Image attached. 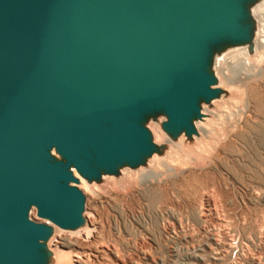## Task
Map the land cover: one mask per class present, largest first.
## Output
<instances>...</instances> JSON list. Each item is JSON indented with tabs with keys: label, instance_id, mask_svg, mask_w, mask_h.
Masks as SVG:
<instances>
[{
	"label": "water",
	"instance_id": "water-1",
	"mask_svg": "<svg viewBox=\"0 0 264 264\" xmlns=\"http://www.w3.org/2000/svg\"><path fill=\"white\" fill-rule=\"evenodd\" d=\"M263 2L0 0V264H53L57 228L86 225L80 177L165 154L153 122L193 140L225 93L216 59L253 53Z\"/></svg>",
	"mask_w": 264,
	"mask_h": 264
},
{
	"label": "rangeland",
	"instance_id": "rangeland-1",
	"mask_svg": "<svg viewBox=\"0 0 264 264\" xmlns=\"http://www.w3.org/2000/svg\"><path fill=\"white\" fill-rule=\"evenodd\" d=\"M259 73H242L229 86L246 95L249 105L211 158L199 164L188 158L176 162L185 165L178 174L177 168L155 178L133 176L134 183L125 186L92 183L91 189L84 179L94 233L57 228L54 245L78 256L74 264H264V73ZM208 198L220 220L208 211L214 207ZM32 216L44 221L36 212Z\"/></svg>",
	"mask_w": 264,
	"mask_h": 264
},
{
	"label": "bare ground",
	"instance_id": "bare-ground-1",
	"mask_svg": "<svg viewBox=\"0 0 264 264\" xmlns=\"http://www.w3.org/2000/svg\"><path fill=\"white\" fill-rule=\"evenodd\" d=\"M254 15L258 21V29L254 39L253 53L249 52L247 46L238 47L227 51L221 57L216 59L215 69L219 79L218 87L222 88L225 93L221 98L214 100L211 106H207L204 109L203 119L196 123L199 134L195 135L193 140H188L183 135L177 141H174L169 139L162 131L160 123L153 122L151 124V129L154 133L155 141L159 144H167L165 154L154 155L145 167H141L137 170L123 169L121 176L117 178V181H113L110 176H105L104 182L102 183L104 188L132 184L134 183V181H132L133 176H142L140 180H144L163 175L165 172L167 174V170H176L177 168L178 170L176 173L178 174L185 166L179 163H187L188 161L186 162V160H188V158L197 164H199L200 161L211 158V154L218 148L219 144L230 135L235 127H237L238 121L243 118L244 112L247 111L246 108L249 105V100L246 95L231 89L229 86L235 83L238 78V82L241 81L240 79L243 77L242 73H246L245 75H247V72H250L251 74L261 71L259 74L264 73V2L254 8ZM243 85L248 87L245 82ZM77 176L80 177L78 174ZM85 185V180L80 177L79 186L86 193V190L88 189L84 187ZM86 186H90L89 188L92 189L95 185L91 184ZM207 201L209 202V205L213 203L209 198ZM213 206V209L208 211L214 213L216 219L220 220L221 215L216 209L215 203H213ZM88 213L89 210L87 209L85 213V227L77 230L75 232L76 234L85 232L88 235H92L94 233L95 229H92L91 227ZM219 229L222 230L221 227ZM59 234L60 231L56 230L54 236L49 242V246L54 253L53 264H74L78 256L67 251L68 249L66 248L54 245V241ZM218 234L219 233H215L214 231V233L211 234L212 238L217 240L216 237H218Z\"/></svg>",
	"mask_w": 264,
	"mask_h": 264
}]
</instances>
